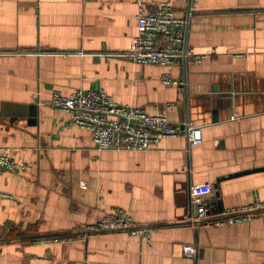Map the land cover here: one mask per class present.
Segmentation results:
<instances>
[{
	"label": "crops",
	"instance_id": "obj_1",
	"mask_svg": "<svg viewBox=\"0 0 264 264\" xmlns=\"http://www.w3.org/2000/svg\"><path fill=\"white\" fill-rule=\"evenodd\" d=\"M143 1L186 18L183 46L200 60H130L135 0H0V147L26 163L0 170V264H264V0H199L190 14V0ZM94 89L200 128L202 142L182 132L149 150H99L50 104L54 91ZM203 182L214 217L259 206L256 218L193 222ZM115 209L151 243L90 230Z\"/></svg>",
	"mask_w": 264,
	"mask_h": 264
},
{
	"label": "built area",
	"instance_id": "obj_2",
	"mask_svg": "<svg viewBox=\"0 0 264 264\" xmlns=\"http://www.w3.org/2000/svg\"><path fill=\"white\" fill-rule=\"evenodd\" d=\"M96 1V0H86ZM139 10L137 14L138 32L131 38L126 56L143 65H174L183 60L201 57L191 49H184L185 17L177 16L172 6L161 2L157 10L149 11L143 0H135ZM199 0H190L189 14L196 10ZM167 84L179 85L180 82L162 76ZM50 104L57 110L70 114V126L91 132L93 141L99 150L143 151L157 147L165 137L186 132L191 145L202 142V130L187 127L184 123H174L166 116L150 114L141 107L120 104L104 89L77 90L70 95L54 91ZM173 104H168L171 108ZM26 163L15 161L8 149L0 147V170L20 172ZM213 191L210 182L195 184L191 187V203L194 212L193 222L212 221L217 225L253 221L259 211L257 207L229 209L213 216L207 198ZM130 229L134 234L142 235L151 243L150 229L136 227L132 218L122 209H115L104 215L90 230ZM184 252L188 256L196 255V248L187 246Z\"/></svg>",
	"mask_w": 264,
	"mask_h": 264
}]
</instances>
